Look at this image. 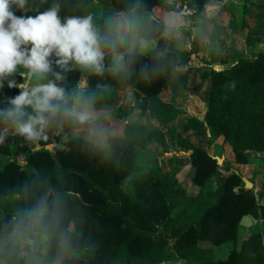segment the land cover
<instances>
[{"label":"trees","instance_id":"16d2710c","mask_svg":"<svg viewBox=\"0 0 264 264\" xmlns=\"http://www.w3.org/2000/svg\"><path fill=\"white\" fill-rule=\"evenodd\" d=\"M182 1L193 16L206 22L227 9V0ZM52 2L35 0L41 11ZM59 2L62 16L92 12L101 25L107 18L101 14L99 0ZM130 2L134 0H113L112 9L116 12ZM141 3L150 13L156 7L182 10L169 0ZM251 3L264 9V0ZM210 7L219 10L213 19L209 17ZM156 42L165 56L158 59L149 53L138 58L126 79L107 71L97 75L79 67L67 71L57 67L55 71L61 72L63 86L69 92L79 86L82 73L87 72L88 91L97 94L95 105L114 104L120 89H138L150 99L155 121L171 122L178 110L159 95L172 83L182 57L168 49L170 39L162 34H157ZM205 76L212 80L205 116L212 137L224 136L237 162L246 164L252 152H264V52L253 59L242 58L227 69L211 70ZM18 91L7 86L3 89L9 96ZM200 123L193 117L184 128L189 131ZM75 128V124L66 123L62 130L50 131L49 138L39 142L44 147L38 151H33L37 143L30 145L19 136H10L0 144V226L10 223L50 188L65 202V227L73 238V251L65 255L63 264H162L175 256L171 238L176 239L174 248L185 256L187 264H264V229L254 231L225 259L217 260L214 248L200 243L237 242L244 215L264 220V206L258 205L256 194L244 186L241 175H231L217 189L206 187L219 166L207 149L192 147L194 182L201 189L199 194L189 195L177 178L164 174L153 145L154 129L149 124L128 123L124 136H108V149L75 136ZM18 143L26 144L25 165L16 157ZM50 144L55 145L53 150L45 148ZM47 255H55L54 249Z\"/></svg>","mask_w":264,"mask_h":264},{"label":"clouds","instance_id":"9594fccd","mask_svg":"<svg viewBox=\"0 0 264 264\" xmlns=\"http://www.w3.org/2000/svg\"><path fill=\"white\" fill-rule=\"evenodd\" d=\"M61 11L59 0L42 11L35 0H0V104L6 105L0 107V144L10 136L38 143L66 123L86 126L98 139L103 129L98 127L97 94L83 83L69 92L55 68L79 67L97 75L107 71L126 79L138 58L165 56L155 47L158 33L182 46L180 19L171 14L158 18L141 0L110 14L103 25L92 12L62 16ZM5 86L19 91L9 96ZM65 211L55 189L43 190L0 226V264H63L73 251ZM53 249L55 255H46Z\"/></svg>","mask_w":264,"mask_h":264},{"label":"crops","instance_id":"0c3cea01","mask_svg":"<svg viewBox=\"0 0 264 264\" xmlns=\"http://www.w3.org/2000/svg\"><path fill=\"white\" fill-rule=\"evenodd\" d=\"M99 2L102 4V16L108 17L110 14L114 13L112 9L113 0H99ZM169 2L174 4L177 9H182L181 12L167 11L163 7H156L152 13L157 14L158 18L170 14L178 17L181 21V28H184L187 31L190 30V26L193 25V23L191 22L193 21L192 17L196 20V23L200 21L203 25L207 23V26H209L211 23L213 24L210 25V29H206V39H210L212 41L214 39L221 40V42H216V44L217 46L222 45L223 50H221L220 52H223V55L221 56L224 57L220 58V54H218L217 59H213L212 61L211 70L227 69L242 58L253 59L258 53L264 52V23H262L263 26L258 29L260 32H258V30L253 31L251 30L252 27L249 25H251L254 18L252 19L251 16L247 15L248 28L246 27L244 30L246 31V29H248V31L245 32L246 37H244L243 42L240 43L237 38V33H240L242 26L239 25L238 15L234 10V7L227 6V9L223 11L219 17L206 22L207 20L200 19L196 16H189V14H192V11L190 10H188L189 14H187V16L184 17L183 15H181L184 7L188 8L187 5H184L182 0H169ZM238 2L239 4L237 5V7L240 10L239 12L244 11L245 13H262L258 6L248 4L243 0H238ZM210 8L208 10H210ZM258 8L259 10H257ZM249 27L251 28L249 29ZM203 29L204 28L201 27V30ZM195 35L196 31L193 32L192 36L194 40ZM179 40L183 42L182 38L180 37ZM202 43L206 44L207 42L203 41ZM258 45L260 46V48L263 47V50L256 52L255 46ZM168 49L178 54H181L183 51L182 46H177L175 40H170ZM194 51L196 52V50ZM198 54H203V51H199ZM226 56H235L236 60L229 61ZM190 57V60H187L185 62H183L181 58V63L177 67L176 72L173 74L172 83L164 88L159 95L160 99L163 102L174 104V106L178 110V114L171 122H157L160 130L162 131V133H164V135L162 133H158L156 130L152 133V139L154 141L159 138L164 140H162L163 144L168 151L165 155H168L171 163L174 164V171L172 175H169V177L181 178V175L183 174L185 169L192 168V178L186 181V185L190 186L193 184V187L197 191L196 194L189 195L199 194L201 187L194 182L195 168L192 166L191 162V154L193 152L191 148H205L215 158H222V163L220 164L218 162V170L210 176L206 183V187L208 189L214 190L224 186L227 179L231 175L237 173L242 176L244 184L245 179L249 180L253 184L252 190L256 194L257 203L259 206H264V152H252L251 156L249 157L250 161L246 164H241L237 162L234 149L230 143H227L225 141L224 136H220L218 138L212 137V133L205 121V116L209 104V93L212 87V80L210 77L206 76L200 80V84L198 85L197 90L188 89L191 86L189 85V82L196 79L195 72L197 71L187 72L188 70L183 68L193 67V65L198 62L195 55H193V57ZM211 70L209 71V73L211 72ZM81 83H83L88 90L89 87L87 72L82 73L79 85ZM5 106L6 105L4 104H0V107ZM95 107L96 110L100 113L101 119L98 121V127H101L103 129V135L97 139L90 133L88 127L80 125H76L74 134L77 137H82L93 141L94 143L100 145L105 149L109 148L108 136H124L125 129L128 123L144 122L146 124H149V122H153L156 120V114L150 104V99L144 94V92L138 89H120L115 96L114 104L108 106L95 105ZM193 117L199 119L201 123L196 125L192 130L184 131L185 124H187L189 119ZM180 126L181 128H183L184 135L181 136L178 142H176L178 146L173 142L171 144L168 143L165 138V132L172 131L173 129L178 130ZM188 145H190L189 150L187 149ZM179 149V152L176 151ZM181 186L185 188L184 185ZM259 229H264V220L256 219L250 214L244 215L238 227V236H241L242 234L244 235L241 244L249 239L254 231ZM200 242L203 246L212 247V245L208 243V241Z\"/></svg>","mask_w":264,"mask_h":264},{"label":"rangeland","instance_id":"374dc122","mask_svg":"<svg viewBox=\"0 0 264 264\" xmlns=\"http://www.w3.org/2000/svg\"><path fill=\"white\" fill-rule=\"evenodd\" d=\"M248 4L254 5L251 2H257L259 0H243ZM239 4L238 0H227V4L226 6H232L234 7V10L236 11L237 15H238V19H239V25L242 26L240 33H237V38L240 41V43L243 42L244 37H246V33L248 31V29H246V31L244 30L246 27L248 28V16H251V18L253 20V22L251 23V27H249V29L251 28V30L255 31L260 29V27L263 26V20H262V13H263V9L261 7L260 10L262 11L261 14H257L255 12H247L245 13L243 12H239V8L237 7V5ZM259 8L257 10H259ZM219 9V8H218ZM189 8L184 7L183 12L181 13V15H183L184 17L187 16V14H189ZM254 10V11H257ZM191 11V10H190ZM219 10H216L214 7H211L209 12H210V19H213L216 14H218ZM189 16H193L192 14ZM254 16V17H253ZM260 18V20H259ZM191 21L193 23V25L190 26V30H185L184 28H181V32H180V38H182V53L180 54L182 56V60L183 62L190 60V56L193 57V55H195L196 59L198 62H196V64L193 65V67L190 68H183V69H187V72H192V71H197L196 76H195V80H192L191 82H189L191 85L188 89L191 90H197L198 85L200 84V80L203 79L204 77H206L205 75L209 73V71L212 69V61L213 59H217V55L220 54V58H223V52H220L221 50H223L222 45L217 46L216 42H221V40L218 39H214L213 41L210 39H206V29H210V25H213L212 23L207 26V23H205L204 25L199 21V22H195L196 20L193 19L192 17ZM201 27H203L204 29L201 30ZM194 29L196 31V35H195V40L193 39V32ZM205 31V32H204ZM258 32H260L258 30ZM203 34V35H201ZM218 40V41H217ZM207 42L206 44L202 43V42ZM218 47V48H217ZM256 48V52L263 50V47L260 48V46H255ZM196 50V52L194 51ZM199 51H203V54H198ZM229 61H235L236 57H231V56H226ZM185 71V70H184ZM187 87V85H186ZM150 127L154 129V131L156 130L158 133H162V131L160 130L159 125L157 124L156 121L153 122H149ZM184 131H186L184 129ZM164 135V133H162ZM188 134V133H187ZM158 135V134H156ZM165 138L167 140L168 143H176L179 141V139L181 138V136L184 135L183 132V128H181V126L178 128V130H172V131H167L165 132ZM168 138V139H167ZM163 139H156L153 142V145L157 148L158 154L162 160L163 163V167H164V173L166 175H172L173 171H174V164L171 163V160L169 159L168 155H165L166 153H161L162 150L167 151V149L165 148L164 144H163ZM30 145H33L30 144ZM177 145V143L175 144ZM178 146V145H177ZM25 148H26V144H19L17 145V150H16V157L19 161L20 164L25 165L26 161H25ZM176 148V146H175ZM174 148V150H175ZM187 149H190V145L187 146ZM192 149V148H191ZM187 150V151H188ZM176 151H180L176 150ZM193 166V165H192ZM194 167V166H193ZM193 169L192 168H187L185 169V171L183 172V174L181 175V178H177L179 180L180 185H186V181L190 180L192 178V174H193ZM179 177V176H178ZM244 184V183H243ZM246 184V183H245ZM244 184V186L246 187V185ZM191 186V187H190ZM190 186H185V190L188 194H196L197 191L196 189L193 187L194 185H190ZM247 188V187H246ZM195 189V190H194ZM128 190H131L130 187H128ZM178 213V211H177ZM175 213V215L177 214ZM259 219V218H256ZM242 220V219H241ZM240 220V221H241ZM240 223V222H239ZM250 225V224H249ZM248 226V225H247ZM255 228V227H254ZM170 238H171V233L169 234ZM244 238V235L242 234L241 236H237V242H227V243H222V244H215L212 241H208V243H210L212 245V247L214 248L215 251V258L217 260L220 259H225L227 258L231 251L235 250V249H240V247L242 246V240ZM176 239L171 238V243L173 246V251L175 252V256H173L170 260L168 261H163L162 264H178L179 260H183L184 264H187L186 258L184 255L178 253L176 251V249L174 248ZM201 243V242H200ZM47 255V254H46Z\"/></svg>","mask_w":264,"mask_h":264},{"label":"water","instance_id":"95a60500","mask_svg":"<svg viewBox=\"0 0 264 264\" xmlns=\"http://www.w3.org/2000/svg\"><path fill=\"white\" fill-rule=\"evenodd\" d=\"M157 46H158V42H156L155 47H157ZM43 147H44V146H42V145L38 142V143L36 144V147L33 149V151L41 150V149H43ZM54 147H55L54 144H50V145L45 146V148H47V149H49V150H53ZM216 158H217L218 162L221 164V163H222V158H219V157H216ZM244 181H245V183H246V187H247V189H252V188H253V184H252L249 180L245 179Z\"/></svg>","mask_w":264,"mask_h":264}]
</instances>
